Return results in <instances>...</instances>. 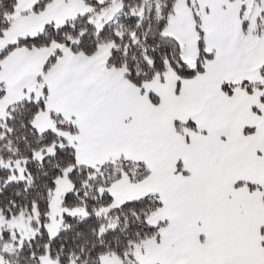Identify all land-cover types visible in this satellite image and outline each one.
Returning <instances> with one entry per match:
<instances>
[{"label": "snow or ice", "instance_id": "obj_1", "mask_svg": "<svg viewBox=\"0 0 264 264\" xmlns=\"http://www.w3.org/2000/svg\"><path fill=\"white\" fill-rule=\"evenodd\" d=\"M0 264H264V0H0Z\"/></svg>", "mask_w": 264, "mask_h": 264}]
</instances>
